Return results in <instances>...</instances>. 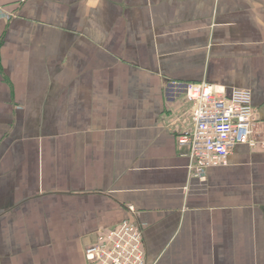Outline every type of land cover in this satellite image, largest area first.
<instances>
[{
    "label": "crops",
    "instance_id": "crops-1",
    "mask_svg": "<svg viewBox=\"0 0 264 264\" xmlns=\"http://www.w3.org/2000/svg\"><path fill=\"white\" fill-rule=\"evenodd\" d=\"M200 83L264 142V0H0V264H91L126 220L147 264H264V147L202 182L178 142Z\"/></svg>",
    "mask_w": 264,
    "mask_h": 264
},
{
    "label": "built area",
    "instance_id": "built-area-1",
    "mask_svg": "<svg viewBox=\"0 0 264 264\" xmlns=\"http://www.w3.org/2000/svg\"><path fill=\"white\" fill-rule=\"evenodd\" d=\"M185 98L192 106L193 130L181 135L178 142L190 148L192 177L203 182L208 169L228 166L239 145L264 147L256 138L257 117L250 90L234 89L228 95L225 88L208 83L186 84ZM129 210L135 215L134 207ZM85 256L91 264H147L141 226L126 220L101 233Z\"/></svg>",
    "mask_w": 264,
    "mask_h": 264
}]
</instances>
